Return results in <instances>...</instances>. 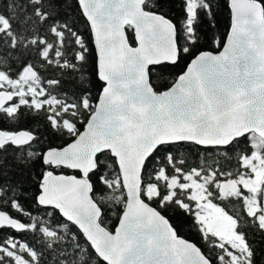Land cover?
Listing matches in <instances>:
<instances>
[{"label":"trees","instance_id":"trees-1","mask_svg":"<svg viewBox=\"0 0 264 264\" xmlns=\"http://www.w3.org/2000/svg\"><path fill=\"white\" fill-rule=\"evenodd\" d=\"M264 8V0H256ZM229 0H146L147 11L160 14L176 28L179 57L175 64L149 69L156 92L169 88L197 54L221 49L230 27ZM128 40L134 44L132 32ZM31 68L33 78H24ZM33 82L42 93L35 96L20 86L8 85L15 93L11 110L0 111V130H25L36 138L22 147L0 145V211L26 225L23 231L0 229V264H105L78 229L56 210L37 204L42 178L54 173L75 174L52 168L42 160L49 148H61L74 138L94 109L103 88L97 77L96 54L91 32L77 0H0V82ZM19 92V93H18ZM252 153L249 139L242 137L226 148H203L191 143L159 147L146 161L142 198L167 218L175 234L197 245L212 264H229L227 250L218 238L206 232L196 218L198 204L191 190L180 189L183 176L194 172L206 181L209 200L235 221V232L245 246L241 264H264V227L258 213H250L244 195L223 196L218 184L244 175V159ZM90 174L91 196L101 210L100 224L114 231L124 209L125 195L114 158L108 152L97 159ZM176 176L174 191L167 177ZM154 187L155 194L144 192ZM244 194V195H243ZM228 246L227 244H225ZM231 251V247L228 246Z\"/></svg>","mask_w":264,"mask_h":264},{"label":"water","instance_id":"water-1","mask_svg":"<svg viewBox=\"0 0 264 264\" xmlns=\"http://www.w3.org/2000/svg\"><path fill=\"white\" fill-rule=\"evenodd\" d=\"M77 2L91 32L103 88L75 138L42 155L45 165L78 175L45 174L37 204L75 226L105 264H212L142 198V174L147 159L164 145L226 148L249 134L264 140L263 6L256 0H229L230 27L221 49L197 54L169 88L156 92L149 69L175 64L179 57L174 24L145 10L146 0ZM23 75L33 78L35 72L28 68ZM14 97L12 91L0 90V111ZM35 138L25 130H0V145L22 147ZM104 152L115 160L125 195L114 231L100 224L101 210L91 196L89 176ZM177 184L172 177L168 188ZM237 188L238 182L230 179L218 185L223 196ZM0 229L18 232L26 225L0 211Z\"/></svg>","mask_w":264,"mask_h":264},{"label":"rangeland","instance_id":"rangeland-1","mask_svg":"<svg viewBox=\"0 0 264 264\" xmlns=\"http://www.w3.org/2000/svg\"><path fill=\"white\" fill-rule=\"evenodd\" d=\"M188 2L189 13L191 16L193 14V0H188ZM23 83L29 85L27 91L31 92V94L34 95L35 93H37L35 99H37L38 96H42V93L34 88L33 82L30 84V82L27 80H24L22 82L1 81L0 90H5L6 88H8V85H14L20 86V89H18V91L23 92ZM5 110L10 111V106L6 107ZM78 133L79 131L75 129L74 135L76 136ZM247 138L249 139L252 146V153L249 157L244 159L246 171L244 172V175L236 179V181H238L240 184V190H237L235 193H243L244 191L248 193V195L243 194L244 197L247 198L246 202L248 211L252 214L258 213V211H260L259 218L262 226L264 227V140L254 134H249ZM171 178L172 177H167L166 181L169 182ZM183 179L184 183L180 185L178 184V187L180 189L191 190L192 197L198 204L196 215L199 221L203 224L204 230L206 232L212 233L215 237H217L219 242L218 245H220L219 247L227 250L231 259L229 264H241L239 262L238 256L233 254L232 251L228 250V246L236 250H238V248H241L238 245L242 239L235 232V221L233 220V218L227 215L225 211L220 209L217 205H214L208 199L209 196L206 191V181L203 180V182H201L197 180L196 174L194 172L184 175ZM154 189L155 188L152 186L145 187L144 192H148L150 196L155 194ZM174 189L175 188L170 189L171 192L174 191ZM225 244H227L228 246H226ZM16 262V264H23L21 260H17Z\"/></svg>","mask_w":264,"mask_h":264},{"label":"flooded vegetation","instance_id":"flooded-vegetation-1","mask_svg":"<svg viewBox=\"0 0 264 264\" xmlns=\"http://www.w3.org/2000/svg\"><path fill=\"white\" fill-rule=\"evenodd\" d=\"M238 182V181H237ZM237 190H240V184H239V182H238V188H237Z\"/></svg>","mask_w":264,"mask_h":264}]
</instances>
